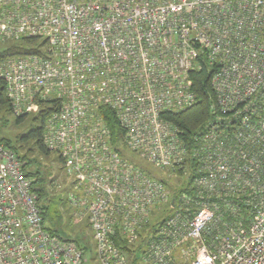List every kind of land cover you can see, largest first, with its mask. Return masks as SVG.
<instances>
[{"label":"built area","instance_id":"2783aa9c","mask_svg":"<svg viewBox=\"0 0 264 264\" xmlns=\"http://www.w3.org/2000/svg\"><path fill=\"white\" fill-rule=\"evenodd\" d=\"M21 39L45 50L0 62L5 97L17 117L53 109L43 144L94 248L45 228L0 143V264H129L118 243L142 236L139 264H264V0H0V42ZM203 69L211 116L186 141L165 116L194 105ZM105 112L130 152L187 176L176 199L115 151Z\"/></svg>","mask_w":264,"mask_h":264},{"label":"trees","instance_id":"16d2710c","mask_svg":"<svg viewBox=\"0 0 264 264\" xmlns=\"http://www.w3.org/2000/svg\"><path fill=\"white\" fill-rule=\"evenodd\" d=\"M7 44V43H5ZM45 50V41H38L35 39H21L17 43H12L6 47L0 49V62L18 58V57H26L30 55H41ZM211 74L207 72L206 69H203L200 72H193L190 74V84L191 90L195 96V103L189 109L178 113V114H168L165 116L167 120H169L175 127H177L183 139L186 141L191 140V138L198 134L204 127V125L210 119V106L214 101V92L211 88L210 84V76ZM0 105H7L9 107V103L5 97L4 87L0 82ZM10 110V107H9ZM53 109L44 107L43 111L40 114L36 115L33 118V121L39 123V127L31 129L26 135L21 138V142L32 141L33 145L36 146L43 154L48 155L53 153L49 151L43 144L42 134H43V124L44 120ZM11 111V110H10ZM26 115L17 117V122L20 123L25 119ZM105 123L110 129L112 136V144L115 151L125 160L134 164L137 168L141 169L144 173L149 175L139 164L137 161L130 158L125 152L129 151L125 145L123 144V131L119 127L117 121L115 120L114 115L111 112H105L104 114ZM1 143V142H0ZM7 147H9L17 156L19 161L22 164V169L25 175L32 181V186L35 193L38 196L39 207L42 213L43 218L45 217L48 211L47 204H41L42 199L46 196L44 191V184L39 175L38 171L28 172L27 166L31 164L32 161L27 159L25 155H19L17 151L10 147L8 143H3ZM21 147L18 146V149ZM134 155V153H132ZM137 156V155H136ZM60 159V158H59ZM140 159V158H139ZM25 160H28L26 162ZM61 161V159H60ZM62 162V161H61ZM144 162V161H143ZM175 178H181L182 171L175 170L174 171ZM161 181L165 184L167 189L170 191V195L172 198L176 199L183 191V185L181 187L175 188L172 183H170V179H161ZM44 220V219H43ZM157 219H155L156 222ZM52 232V231H50ZM53 233V232H52ZM145 237L142 236L140 241L137 244H134V249H131L132 244H128L126 241H120L118 244L122 246V250L127 255L129 260V264H139V254L138 250L143 243ZM130 247V248H129Z\"/></svg>","mask_w":264,"mask_h":264},{"label":"rangeland","instance_id":"374dc122","mask_svg":"<svg viewBox=\"0 0 264 264\" xmlns=\"http://www.w3.org/2000/svg\"><path fill=\"white\" fill-rule=\"evenodd\" d=\"M17 42L7 44L0 42V49ZM34 117V114H29L22 122L18 123L17 116L9 110V107L0 105V142L8 143L19 155H25L32 161L26 167L28 172H39L46 194L41 204L48 205V211L43 218L45 228L52 231L61 240L74 241L81 247L87 246L93 250L94 241L86 217L79 212L80 209L72 207L69 203L73 190L59 155L54 152L45 155L33 145L32 141L21 142V138L31 129L39 127V123L33 121ZM18 146L21 148L18 149ZM125 153L141 164L149 175L159 179H170V183L175 188L181 187L186 182L187 176L175 178L168 171L159 170L143 162L132 152L126 151ZM25 161L28 162V160ZM165 211L163 212L164 216L170 214V211ZM131 249H134V244L131 245Z\"/></svg>","mask_w":264,"mask_h":264}]
</instances>
